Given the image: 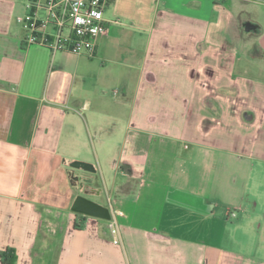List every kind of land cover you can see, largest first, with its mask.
Instances as JSON below:
<instances>
[{"label":"crops","instance_id":"obj_1","mask_svg":"<svg viewBox=\"0 0 264 264\" xmlns=\"http://www.w3.org/2000/svg\"><path fill=\"white\" fill-rule=\"evenodd\" d=\"M27 4L0 0V254L31 264L54 194L57 264H264L263 24L235 0H109L87 57L24 46Z\"/></svg>","mask_w":264,"mask_h":264},{"label":"built area","instance_id":"obj_2","mask_svg":"<svg viewBox=\"0 0 264 264\" xmlns=\"http://www.w3.org/2000/svg\"><path fill=\"white\" fill-rule=\"evenodd\" d=\"M108 1L28 0L27 13L16 19L24 31V46L93 56L97 39L107 31L103 12ZM108 227L116 242V224L112 218Z\"/></svg>","mask_w":264,"mask_h":264},{"label":"trees","instance_id":"obj_3","mask_svg":"<svg viewBox=\"0 0 264 264\" xmlns=\"http://www.w3.org/2000/svg\"><path fill=\"white\" fill-rule=\"evenodd\" d=\"M39 215L35 241L29 250L31 264H57L65 224L55 234L47 231L48 218L43 214V207L36 208ZM76 229V225H74ZM16 256L13 249H6L0 254L1 264H15Z\"/></svg>","mask_w":264,"mask_h":264},{"label":"rangeland","instance_id":"obj_4","mask_svg":"<svg viewBox=\"0 0 264 264\" xmlns=\"http://www.w3.org/2000/svg\"><path fill=\"white\" fill-rule=\"evenodd\" d=\"M235 1L238 3V9H241L246 13L251 12V14L249 15L245 13L246 15L245 18L247 20V22L245 23L246 27H249V21H251V23L253 22L255 25L256 24L255 21H257V19L263 24L264 27V2H260L259 0H235ZM261 4H263V7H261L262 6ZM258 8H263V14H261L260 16L259 14H257V12L255 13V10H257ZM48 202H51L53 208L48 207L47 205L41 207H43V214L48 218L47 222L45 223L47 226V231L50 234H55L65 224L67 218L65 212L57 208L55 209L54 207L63 206L65 203V198L64 197L60 198L57 195L53 194V195H49Z\"/></svg>","mask_w":264,"mask_h":264},{"label":"water","instance_id":"obj_5","mask_svg":"<svg viewBox=\"0 0 264 264\" xmlns=\"http://www.w3.org/2000/svg\"><path fill=\"white\" fill-rule=\"evenodd\" d=\"M71 211L75 213L85 214L88 216L99 217L102 219H109V212L107 209L89 201L81 196H77L71 206Z\"/></svg>","mask_w":264,"mask_h":264}]
</instances>
